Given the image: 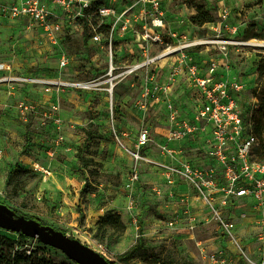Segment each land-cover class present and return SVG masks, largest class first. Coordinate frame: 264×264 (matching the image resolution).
I'll use <instances>...</instances> for the list:
<instances>
[{
  "label": "rangeland",
  "instance_id": "1",
  "mask_svg": "<svg viewBox=\"0 0 264 264\" xmlns=\"http://www.w3.org/2000/svg\"><path fill=\"white\" fill-rule=\"evenodd\" d=\"M175 1L189 12L185 13L189 18L190 11L197 12L196 4L208 7L204 0ZM233 12L236 20H245L237 37L262 42L234 49L231 55L232 68L245 85L240 98L250 117L254 109H264V15L244 17V12ZM76 26L68 29L65 41L56 44L29 18H0V60L12 63L21 78L15 84L0 83L17 90L0 99V202L18 210L20 216L58 226L115 264H209L202 249L217 242L215 222L192 208L191 220H177L169 209L170 191L160 181L144 186L140 179L131 185L137 164L131 151L141 132L162 126L164 117L157 109H140L147 73L163 78L165 61L149 62L162 45L155 43L148 51L147 44L135 42L132 55L125 42L113 47L105 42L107 27L102 28L103 41L94 43L91 31L80 23ZM9 80L0 73V81ZM60 81L85 86L61 87ZM176 95L183 96L182 87ZM22 100L34 105L27 118L19 107ZM46 104L47 108L39 109L38 105ZM60 133L66 142L56 145ZM144 164L139 163L140 173ZM43 167H50L52 175L46 177ZM156 185L162 186L161 193L152 189ZM109 212L120 215L124 226L104 224ZM140 235L144 242L137 254L119 260L118 255L135 245ZM19 241L15 232L0 229V264H9L13 251L31 243L22 241L21 246ZM242 241L246 253L259 260L262 251L256 243L250 250ZM231 246L234 259L247 264L237 247ZM41 247L35 242V251ZM45 255L22 264H78L53 247L46 248Z\"/></svg>",
  "mask_w": 264,
  "mask_h": 264
},
{
  "label": "built area",
  "instance_id": "2",
  "mask_svg": "<svg viewBox=\"0 0 264 264\" xmlns=\"http://www.w3.org/2000/svg\"><path fill=\"white\" fill-rule=\"evenodd\" d=\"M229 12L228 8H224L222 17H227ZM0 15L7 18H29L33 25L43 29L47 38L56 44L66 35L67 29L77 23L91 31L93 42H102V28L106 26L108 32L104 40L111 47L117 31H128L139 21L141 26L134 27L138 40L162 45L167 39L173 41V44H168L162 52L150 59V63L188 47L211 45L217 49L219 56L203 63L187 53L182 54L164 82L154 72H148L140 109L149 112L153 104L162 103L168 118V142L203 139L200 148L205 153L203 161L180 160L163 164L164 177L169 184L175 183L177 178L189 182L210 210L221 239L235 245L247 264H264V157L256 156L258 137L240 98L245 85L237 79L218 76L219 67L225 65L222 61H229L234 49L240 51L251 45L260 46L261 41L239 38L237 27L223 23L216 29L214 36L202 40H189L173 29L166 31L168 22L163 0H0ZM224 30H228L229 35H225ZM62 64H67L65 59ZM1 69L9 70L11 65L0 62ZM182 78H187L192 89L189 95L192 109L190 115L171 98ZM60 86L78 88L85 84L60 81ZM19 107L26 118L35 111L34 105L25 101ZM54 109L57 110L58 106L55 105ZM56 121L60 122V117H56ZM150 141V132L144 129L135 143V149L131 151L137 163L132 171V187L140 181L139 163L152 162L143 151ZM65 142L61 133L55 139L56 145ZM164 150L170 156H175L177 152L168 145ZM50 152L52 154L53 150ZM41 170L46 177L52 175L50 167ZM241 199L251 201L250 205L259 217L258 241L261 243L262 254L257 261L246 253L237 235L236 217L243 219L248 216L247 210L237 212L241 207ZM169 224L173 226L174 222L170 221ZM27 240L31 243H25L23 248L31 254L39 239L29 237ZM205 258L211 264H234L235 260L228 246L208 251Z\"/></svg>",
  "mask_w": 264,
  "mask_h": 264
},
{
  "label": "crops",
  "instance_id": "3",
  "mask_svg": "<svg viewBox=\"0 0 264 264\" xmlns=\"http://www.w3.org/2000/svg\"><path fill=\"white\" fill-rule=\"evenodd\" d=\"M11 1V0H6ZM207 4V10L213 14L214 20L206 22L204 25H196L192 22L191 18L189 16L187 17L185 13L189 14L188 11H185L182 9L181 5H176L175 0H163L164 8L166 11V20L168 22L167 30L173 29L180 35H185L189 40H202L211 36H214L216 34V29L220 27V25L228 24L231 26H235L238 28V32L240 31V28L245 23L244 18L242 20H236L234 16V9H237L239 11V15L244 12V17H247L248 15H258L263 16L264 15V0H204ZM176 5V6H175ZM224 8H228L230 10L229 15L225 18L222 17V11ZM195 10L190 11V14H195ZM233 14V15H232ZM192 15V16H193ZM0 18L2 19H18L23 17H17V18H7L0 15ZM27 18V17H24ZM32 24V23H31ZM33 25V24H32ZM35 26V25H34ZM139 27L140 22H135L133 26L130 28V30L122 32L117 31L115 33L114 42L113 45H117L119 43L125 42L127 45L131 48V54L133 55V46L135 42H141L143 44L148 45V51H150V48L154 45V43H146L143 40H138L135 36V28ZM77 27L76 25H72L69 29ZM106 27V26H104ZM104 33L105 31L102 30ZM108 30L106 31V33ZM205 32V33H204ZM68 33V29H67ZM67 33L65 36L61 38V42L65 41L67 39ZM228 30H224L225 35L228 34ZM204 34V35H203ZM92 40V39H91ZM137 40V41H136ZM95 43V42H94ZM168 44H173V41L170 39H167L164 45L161 46L162 51ZM214 47L211 45H200V46H194V47H188L186 49H183L177 53L168 55L166 57L160 58L165 61V66L163 70V78L160 80L164 82L167 80V77L169 76L172 66L177 62V60L180 58V56L184 53H187L189 56L194 58L197 61L205 62L209 59H212L215 56H219L218 51L212 52V49ZM161 51V52H162ZM119 53L118 51H116ZM160 53V52H159ZM222 56V55H220ZM223 58V57H221ZM6 64L11 65V69H1V74H6L8 78H10L9 81H0L1 82H8L15 84L18 80L15 79V77H18V74L15 70V67L12 63L7 61H2ZM231 59L229 61L223 60L222 63H224V66L219 67L218 69V76L226 78V79H237L238 73L237 70L232 68L231 65ZM163 64V65H164ZM244 80H246V76H242ZM247 81V80H246ZM145 84V83H144ZM189 81L187 78H182L179 82V84L176 86L175 91L173 92L171 98H173L180 106L181 108L190 115L192 112L191 105H190V94L192 93L191 85H189ZM183 88V96L178 97L176 95V91L178 88ZM8 91L15 92L17 91L15 87H8L6 84H0V99L4 96H7ZM28 102L27 100H22L21 102ZM12 100H9V103L12 104ZM20 105V104H19ZM39 109H45L47 108L45 105H38ZM164 106L162 103H155L152 105L151 109H157L158 112H161L163 114V120H161V125L155 127V129L151 128H145L148 129L150 132L151 141L147 148H145L144 153L147 155L149 159L152 160L151 163L145 162L142 173H140L141 177V184L144 186L152 185L155 182L160 181L161 185L165 187V189L169 190L170 192V202H169V209L172 213L175 214V218L181 222L186 219H192L191 216V208L193 211H196L201 215V217L205 219H212V215L210 213V210L206 207L204 202L202 201L201 197L196 193L195 189L192 187L189 182L185 181L182 178H177L175 183L169 184L167 183L164 173H163V164H170V163H177L180 160H188L192 162H199L203 161L205 158V153L203 150H201L202 146V140L197 139L196 141H171L168 142L167 136H168V118L165 114V110L163 109ZM164 123V124H163ZM134 124V120H133ZM132 124V125H133ZM152 145V146H151ZM168 145L169 147L176 150L175 156H170L166 153L164 150V147ZM158 153V154H157ZM145 167V168H144ZM153 190H158L160 193L162 192V186H153ZM241 207L237 209V212L240 210H247L248 216L246 218H240L236 217L237 222V235L240 233L241 237L239 239H244L243 244L245 247L248 246V249L254 247L255 243L258 247V250H260L261 243L258 241L254 242V239H257L259 237V227L257 226V220H258V214L252 209L251 207V201L248 199H241L240 201ZM168 205V204H167ZM188 209L189 213L186 212ZM193 222V220H192ZM215 222V221H214ZM216 224V223H215ZM217 228V225H216ZM218 231V228H217ZM219 233V231H218ZM217 242L214 247H211L210 244H207L205 247H203V252L206 251H212L215 249L220 248L221 246H228L231 249V243L228 241H225L224 239H221L220 234L217 237ZM216 247V248H215ZM215 248V249H212ZM251 250V249H250ZM206 260H208L206 258ZM209 262V261H208ZM209 264H211L209 262ZM234 264H239V261L234 260Z\"/></svg>",
  "mask_w": 264,
  "mask_h": 264
},
{
  "label": "water",
  "instance_id": "4",
  "mask_svg": "<svg viewBox=\"0 0 264 264\" xmlns=\"http://www.w3.org/2000/svg\"><path fill=\"white\" fill-rule=\"evenodd\" d=\"M0 227L15 233H23L28 237L38 238L45 245L63 251L78 264H112L81 240L72 239L63 231L57 230L52 225L42 224L36 218L18 216L12 207L1 202Z\"/></svg>",
  "mask_w": 264,
  "mask_h": 264
},
{
  "label": "trees",
  "instance_id": "5",
  "mask_svg": "<svg viewBox=\"0 0 264 264\" xmlns=\"http://www.w3.org/2000/svg\"><path fill=\"white\" fill-rule=\"evenodd\" d=\"M196 8H197V12L191 17V20L194 24L196 25H204L206 22L212 21L214 20V16L212 13H210L206 7L202 4H196ZM252 124H253V130L254 133L257 134V137L259 139H261V142L257 144L256 148H255V153L256 156L261 158L264 157V139H263V132H264V109L263 108H257L253 110V113L250 116ZM91 135V133H89V136ZM13 172V171H12ZM11 172V173H12ZM10 173V174H11ZM13 210L16 212V214H19V211L14 209ZM20 216V215H18ZM25 217L32 219L35 218L33 216L30 215H25ZM120 215L114 213V212H109L104 220L103 223L104 224H110L113 226H116L117 224H121L122 226H124V223L122 221H120ZM38 219V218H36ZM42 224H48L40 219H38ZM57 230H60V228L56 225H53ZM1 229V228H0ZM18 238H21L23 242H25L29 237L23 233H15ZM19 241V243L21 244V246H23V242ZM39 243L43 246L40 249H38V251L33 250L31 254H27L26 250L23 249L21 251H13V257L11 258V260L9 261V264H22V262H27L32 260V258H44L45 253H46V248H50V246H46L44 245V243H42L40 240H38ZM143 242H144V237L143 235H140L138 237V242L133 245L130 249H128L126 252L121 253L118 255V259L119 260H127L132 258L133 256H135L137 254V252L142 248L143 246ZM42 252H41V251ZM115 264V263H112Z\"/></svg>",
  "mask_w": 264,
  "mask_h": 264
},
{
  "label": "bare ground",
  "instance_id": "6",
  "mask_svg": "<svg viewBox=\"0 0 264 264\" xmlns=\"http://www.w3.org/2000/svg\"><path fill=\"white\" fill-rule=\"evenodd\" d=\"M113 88H114V84H113V87H112V85L110 86V91L112 92L113 91Z\"/></svg>",
  "mask_w": 264,
  "mask_h": 264
}]
</instances>
